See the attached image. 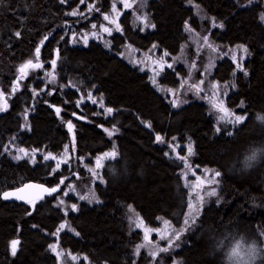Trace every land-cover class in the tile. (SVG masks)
Wrapping results in <instances>:
<instances>
[{"label": "trees", "instance_id": "1", "mask_svg": "<svg viewBox=\"0 0 264 264\" xmlns=\"http://www.w3.org/2000/svg\"><path fill=\"white\" fill-rule=\"evenodd\" d=\"M111 5L112 0H0V92L7 105L0 111V264H61L51 245L67 264L70 256L79 257L78 264H233L229 254L236 243L264 248V121L259 119L264 116V23L259 19L264 3L148 0L141 7L148 28L126 11L119 19L121 31L107 45L75 44L72 37L99 26ZM91 6L94 14L88 12ZM202 15L218 25L210 34L215 46L248 49L240 71L223 59L212 74L230 87L227 109L245 117L231 130L217 124L196 99L177 108L170 104L161 90L179 87L181 67L164 70L153 85L148 72L120 57L127 45L144 52L155 45L159 56L176 58L187 42V27L199 29ZM29 60L43 67L13 92L18 68ZM189 146L198 172L220 173L216 195L204 198L201 214L175 241L178 247L154 259L141 248L137 255L144 244L142 228L133 222L137 217L153 229L164 220L175 230L186 227L195 196L179 156L188 158ZM20 149L35 153L33 163L16 158ZM253 151L257 158L247 166ZM110 152L116 155L94 177L96 158ZM49 154L67 163L57 169L58 161L44 158ZM30 182L59 191L34 204L2 200L4 192ZM76 184L82 190L89 184L95 202L71 193ZM14 240L19 241L15 255Z\"/></svg>", "mask_w": 264, "mask_h": 264}, {"label": "rangeland", "instance_id": "2", "mask_svg": "<svg viewBox=\"0 0 264 264\" xmlns=\"http://www.w3.org/2000/svg\"><path fill=\"white\" fill-rule=\"evenodd\" d=\"M148 0H129V3H131L132 7L130 8H125L124 5L121 3V0H112V5L115 4L117 11L120 13L117 15L116 12H113V9L111 7V11L108 14L102 15L101 22L99 26L96 27H91L90 32L86 31L83 32V34H75L74 37H72L74 43L79 44V45H84L90 40H95L99 43L106 44L108 42V39L121 31V28L119 26V30H117V25H119V19L121 18V15L126 12V11H131L133 15L135 16V21L138 25L144 26L145 28H148L149 26V21L143 19L145 17V14L142 12L141 7L147 3ZM111 5V6H112ZM95 7H89V13L92 12L94 14ZM108 16L109 19L105 20L104 17ZM140 17L141 19H138ZM115 21V23H112V21ZM199 29L194 30L190 27H187V42L183 46L181 53L179 56L173 59H169L166 55H158L157 54V49L156 47L151 48L149 51H139L138 49L127 45L123 48V53L120 55V57L128 62L131 66L133 67H138L141 68L142 72H148L153 85H156L157 80L159 79V76L164 70H175L176 67H181L182 70L185 72L183 76H180V85L177 89H172L169 88L167 90L162 89L161 92L163 94L167 95V99L169 100L170 104L174 107L177 108L180 105L184 104L188 98H193L196 99L197 101H200L204 103L208 108L213 116L214 120L216 121L217 124H226V129L231 130L234 127H237L238 125L242 124H232L228 123L227 121L229 119H234V116H225V120H221L220 117L224 115V113L218 111L213 107V103H219L220 101H223L224 107L227 108L226 106V98L228 96V93L230 92V87L223 86L221 85L219 80H213L212 79V74L215 69L216 63L219 60H230L237 70L240 71V69L243 66L244 61L247 59V53L243 51L242 48L238 47H227L226 49L224 48H219L215 46L210 39V34L211 31L214 30L218 25L215 23L213 18L208 17L207 15H202L199 19ZM215 26H214V23ZM104 28H108L109 31H104ZM191 29V31H190ZM204 37H207L208 40L205 42ZM212 44L213 48L215 51H213L211 48L208 47V44ZM112 44V43H111ZM236 56V59L233 60V56ZM33 63H37L36 61L32 60ZM26 63V62H25ZM24 63V64H25ZM168 65H171L169 67ZM240 65V67H238ZM41 68H36L32 69L29 68L26 70V75L23 79H19L20 77V72L18 71V75L16 80L13 83V87H16V90H18L21 86V83L24 79H26L29 75L31 74H36L37 71ZM19 70V68H18ZM19 80V84L17 86V81ZM51 81V78H50ZM203 81V83H200ZM193 85H199L200 91H197L194 89L192 86ZM218 87H214L217 86ZM160 87L159 83L157 85ZM157 86H155L157 88ZM171 90V91H169ZM0 103L1 107L5 105V99L4 96L0 98ZM101 107V106H100ZM229 113H233L235 116H241V114H236L230 110H228ZM219 127L216 125V128ZM189 148V147H188ZM187 148V150H188ZM175 151V149H174ZM111 153V152H110ZM17 156L18 157H23L26 159H30L31 163H33V158H35V153H30L28 152V155H24V153L20 152L19 150L17 151ZM109 158H105L102 160L101 165L105 162L106 159L109 160ZM190 155L187 158L186 163H184V178L185 180L189 179V182L186 184L189 186L191 189L193 195L195 196L192 200L191 203H193L198 209H199V214L193 215L195 216V221L197 217L201 214V210L204 206V198L207 196H214L210 195L213 190L216 193L217 189V183H213L212 181H216V176L215 173H212L211 171H203V172H198L196 168L192 166V163L190 161ZM55 161L60 162V160L55 159ZM186 165H190L191 168H188ZM100 167L95 166L92 168L91 172L94 177L98 175V171ZM95 173V174H94ZM187 173V178L185 174ZM194 173V175H193ZM92 182V181H91ZM199 184V187H196V185ZM89 184H86L83 189H79V185L76 184L74 186L70 187V192L71 193H80L81 197H88V199H81V200H86V201H91L95 202V199H93V194L91 193L90 189L88 188ZM68 192V193H70ZM67 193V194H68ZM216 195V194H215ZM203 197V203L197 204V200L199 197ZM62 199V198H60ZM61 202V201H60ZM189 215V212H188ZM187 215V217H188ZM193 222L191 219H189V225H191ZM187 227V226H186ZM160 229H164V223L161 224ZM143 235L144 229L142 228ZM168 232L170 233L169 235V240H175V232L173 231V228L170 227L168 229ZM151 243L148 241H145L144 239V244L147 245L146 247H141V250L146 253V256L148 258H155L151 255H149L150 251L152 250H157L159 247H167L169 240H162L160 238V233H157L155 231L151 232L149 234ZM144 238V236H143ZM243 243V242H241ZM245 247H247L249 244L243 243ZM57 252L53 251V253L60 259L61 264H67L66 259L62 257V253L60 255H57ZM141 252V251H139ZM69 263L68 264H78V262L81 261L79 257L75 256H70L69 257ZM87 263L86 260H84Z\"/></svg>", "mask_w": 264, "mask_h": 264}, {"label": "snow or ice", "instance_id": "3", "mask_svg": "<svg viewBox=\"0 0 264 264\" xmlns=\"http://www.w3.org/2000/svg\"><path fill=\"white\" fill-rule=\"evenodd\" d=\"M62 2H65V0H62ZM81 2H83V0H81ZM253 2H255V0H249V4H251V3H253ZM260 2L264 3V0H260ZM121 3L124 5L125 8H130V7H132L131 3H129V0H121ZM92 7H94V6H92ZM112 9H113V12H116V13H117V15L120 14V13L117 11V8H116V5H115V4L112 5ZM98 10H99V9H97V11H98ZM71 15H77V13H76V12H72ZM104 19H105V20H108L109 17H108V16H105ZM138 19H141V18L138 17ZM143 19L145 20V22L147 21V18H146V17H144ZM259 19H260V21H261L262 23H264V13H261V14H260ZM112 23H115V21L113 20ZM213 23H214V22H213ZM146 26H149V25L146 24ZM150 26H151V27H155L154 24H153V25H150ZM214 26H215V23H214ZM93 27H96V25H93ZM220 27H223V25H220ZM117 30H119V25H117ZM104 31L107 32V31H109V29H108V28H104ZM190 31H191V29H190ZM16 35L19 36L20 33L17 32ZM45 39H46V38H45ZM204 40H205V42H207L208 38H207V37H204ZM153 47H155V45H154ZM208 47L211 48L213 51H215V49L213 48L212 44L209 43V44H208ZM237 47H238V48H242L243 51H244L245 53H247V51H248V49H247L245 46H243V45H239V46H237ZM39 54H40V48L38 47V48L36 49V58H37V60H38V58H39ZM165 55H167V53H165ZM232 58H233V60H235V59H236V56L234 55ZM51 64H52L53 68H55L56 60H53V61L51 62ZM168 66L171 67V65H168ZM41 67H43V65L40 64L39 62H37V63H33L32 60L27 61L25 64H22V65L19 67V70H18V71L20 72V77H19V79H23V78L25 77V75H26V70H27V69H29V68L36 69V68H41ZM238 67H240V65H238ZM245 74H247V73H245ZM48 75L51 76L52 73H48ZM52 79L55 80V77L53 76ZM153 82L155 83V81H153ZM200 83H203V81H201ZM18 84H19V80L17 81V86H18ZM192 87H193L194 89H196L197 91H200V89H199V85H193ZM214 87H218V85H217V86H214ZM12 91L15 92V91H16V87H13ZM169 91H171V90H169ZM2 97H3V93L0 92V98H2ZM93 103H95V101H93ZM6 107H7V105H6V103H5V105H4L3 107H0V111H4V110L6 109ZM213 107H214L215 109H217L218 111L224 113V115H222V116L220 117L221 120H225V116H234V119H229V120L227 121L228 123L238 124V123L243 122L244 119H245L244 116H235L233 113H229L228 109H227L226 107H224V105H223V101H220L219 103H213ZM59 111H60V110L57 109V113H59ZM107 111H108L109 113H111V112H112V109H107ZM73 115H75V114H73ZM259 119L262 120V121H264V116H260ZM149 126H150V125H149ZM68 128H69V131H71L72 128H73V125H72V123H71L70 121L68 122ZM105 131H108V130L105 129ZM220 131H221V128H220V127H217V128H216V132L219 133ZM111 134H112V133L109 132V135H111ZM227 134H228V135H232L231 132H228ZM156 139H157V141L163 142V137L157 136ZM20 151H21L22 153H24V155H28V152H27L25 149H20ZM261 151H264V150H261ZM188 153H189V155L192 154L191 146H189V148H188ZM65 155H67V148H65ZM115 155H116V153H115V152H112V153H104L103 156H101V157H97V158H96V166H97V167L102 166V165H101V162H102L103 159L108 158V157H114ZM16 158H17V159H22L23 157H16ZM44 158H45V159H49V158H51V159H53V160L56 159V157H55V156H51V154H49L48 156H45ZM256 158H257V152H256V151H253L252 155H250V156H248V157L246 158V161H245L246 165H247V166H250V165H251V162L254 161V160H256ZM179 159L182 160V161H185V163H186V161H187V157H185V156H179ZM61 162H63V163H67V160H62V161H60V162H57V164H56V168H57V169L60 167V163H61ZM186 166H187L188 168H191L190 165H186ZM205 171H209V170L206 169ZM213 171H214V170H213ZM94 174H95V173H94ZM193 175H194V173H193ZM185 176H186V178H187V173L185 174ZM215 176H216V177L220 176V173H219L218 171H216V172H215ZM212 182H213V183H218V181H215V180H213ZM60 183L63 184L64 181L61 180ZM199 186H200L199 184L196 185V187H199ZM38 187H42V186H38ZM57 190H58V188L45 189V191H48V192H56ZM17 191H18V192H19V191H23V189H18ZM64 194L67 195V193H64ZM215 194H216V193H215L214 190H213V192L210 193V195H215ZM12 195H14V194H13V193H4V198H5V199H8V198H10V196H12ZM80 198H81V199H88V197H84V196H82V197H80ZM92 198L95 199V196L93 195ZM17 199H24V197H22V196H17ZM28 202H29V203H32V201H30V200H29ZM97 202H98V201H97ZM61 203H63V201H61ZM202 203H203V197L200 196L199 199L197 200V204H201V205H202ZM71 209H72L73 211L77 210V205H76V204H72V205H71ZM188 209H189V215H188V217H186V218L184 219V225H185V226H188V225H189V219H191L193 223L195 222V216L193 215V213H195V215H198V214H199V209H198L193 203H191V202L188 204ZM133 222L135 223V226H136L137 228H143V229H144V233H145V235H144V239H145V241H148L149 243H151V240H150V236H149V234H150L151 232H153V231H155V232H157V233H160V238H161L162 240H169V235H170V233L168 232V229L171 227V224H170L169 221H167V220H164V221H163V223H164V229H160V228H156V229L149 228V227L145 226L143 220H142L141 218H139V217H137V219H136L135 221H133ZM64 227H65V225L62 224V225L60 226V229H63ZM60 229H58V232H59ZM186 230H187V227H185V228H183V229H180V230H175V229H173V231L175 232V240H169V243H168V246H167V247H159L157 250H152V251H150L149 255L155 257V256H157L160 252H168V251H169L170 249H172L174 246H177V247H178V245H175V241H176V240H179L181 234H182L184 231H186ZM77 234H78V233H77ZM261 235L264 236V232H262ZM18 244H19V241H18V240H14V241H12V252H13V255H15V252H16V246H17ZM146 246H147V245H143V244L140 245V246H138V248H137V250H136V254L139 255V248H141V247H146ZM50 247H51V249H52L54 252L57 251V245H51ZM261 253H264V248H260V247H258V245H257L255 242H253L251 245H248L247 247H245L243 243L238 242V243H236L235 246L231 249L230 254H229V260H231V261L233 262V264H256L257 259H260V260L262 261V264H264V255H262ZM57 255L59 256L60 253L57 252ZM177 264H179V262H177Z\"/></svg>", "mask_w": 264, "mask_h": 264}, {"label": "water", "instance_id": "4", "mask_svg": "<svg viewBox=\"0 0 264 264\" xmlns=\"http://www.w3.org/2000/svg\"><path fill=\"white\" fill-rule=\"evenodd\" d=\"M68 131V124L66 125ZM71 138L74 139V133H73V128L71 131H69ZM38 186H42V187H38ZM18 189H23V191H17ZM45 189H51L45 185L39 184V183H34V182H30V183H26L24 185H22L21 187L14 189V190H9L6 191L4 193H13L14 195L10 196V198L5 199L4 198V193L2 194L1 198L3 201L5 202H9V203H16V204H34L38 201H41L43 199H45L46 197H50L54 194H56L59 189L56 192H48L45 191ZM17 196H22L24 197V199H17ZM32 201V203H29L28 201Z\"/></svg>", "mask_w": 264, "mask_h": 264}]
</instances>
